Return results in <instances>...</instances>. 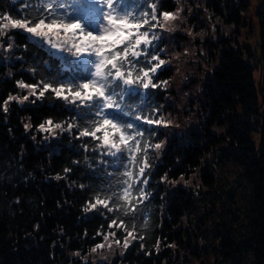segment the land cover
<instances>
[{"label":"trees","instance_id":"trees-1","mask_svg":"<svg viewBox=\"0 0 264 264\" xmlns=\"http://www.w3.org/2000/svg\"><path fill=\"white\" fill-rule=\"evenodd\" d=\"M152 2L156 0H149V5ZM176 2L159 0L157 14L173 12ZM201 3L212 18H221L235 28L244 25L241 14L248 7L247 0H202ZM24 7L23 3L0 0V16L10 14L16 18L17 9ZM257 17L260 36L264 37V8L257 12ZM10 33H13L10 37L13 43L11 58L6 63L0 62V264H91L75 252L84 256L101 242L102 236L97 233L112 230L108 229V223L114 213H106L109 218L106 220L105 216L84 209L97 195L103 197L119 192L124 169L118 164H101V159L112 158L98 154L94 150L96 142L91 138H76L83 125L67 130L68 123H79L76 117L80 109L71 105L66 108L65 102L50 92L34 104L31 103L34 97L23 104L9 102L8 111L4 112V101L10 95L18 97L22 94L17 81L49 82V69L42 62L57 72L62 63L58 57L50 55L47 47L41 49L36 46V41L25 39V35ZM231 40L234 39L222 36L216 44H205L217 52L215 58H211L215 67L210 81L203 85L202 111L206 117L202 131L191 132L186 143L174 139L162 154H157L154 148L148 151L149 183L137 185L144 187L147 199L138 205L134 216L123 217L129 230L134 224L135 235L144 239L134 240L124 257L119 259L122 264H166V260L174 256L169 248L171 244L180 247L188 244L186 237L194 227L190 209L202 193L215 187L219 176H216L215 168H220L221 162L224 165L220 172L227 175L234 172V166L239 167V178L249 188L244 196L242 192L240 194L246 199L247 210L242 229L237 233L226 230V236L220 237V260L222 263L264 264V111L260 110L264 90H259L254 81L255 66L250 62L252 53L238 43L233 45ZM65 57L69 62L76 59L70 53ZM70 75V72L66 73L64 78ZM171 75V70L164 66L158 70L155 82L166 81ZM165 93L161 85L150 88V107L143 112L137 107L139 98L123 101V104L130 105L125 109L130 111V116L125 119H133L135 115L156 118ZM154 108L159 109L158 113L153 111ZM49 118L54 124L62 123L66 130L53 144L44 146L42 136L34 131ZM25 124L31 127L26 130ZM213 125L222 127L223 135H211ZM256 132H259L257 141L253 139ZM160 134L156 129L148 142L153 145L160 142ZM138 155L142 160V154ZM140 166L142 164H136L132 171H137ZM16 169L26 174L25 181H7L10 172ZM195 173L204 188L199 196H195L198 191L182 186L169 189L172 181ZM165 176L167 179H162ZM220 199L218 194L217 200L212 198L208 203L213 208L214 200ZM202 220L199 216V221ZM227 220L230 223L231 216ZM116 233L119 239L126 234L118 229Z\"/></svg>","mask_w":264,"mask_h":264},{"label":"snow or ice","instance_id":"snow-or-ice-1","mask_svg":"<svg viewBox=\"0 0 264 264\" xmlns=\"http://www.w3.org/2000/svg\"><path fill=\"white\" fill-rule=\"evenodd\" d=\"M13 4L23 3L24 8L17 9L18 16L10 14L0 16V37L9 32L25 35V39L36 41V46L48 48L52 57L62 61L59 71L49 69L48 81L26 83L17 81L26 94L19 98L10 95L4 101V112L8 111L10 101L23 104L34 97L35 103L50 92L58 100L65 102L67 108H79L76 117L79 123H68L67 130L79 128L76 138H91L96 142L95 151L102 157L100 163L108 166L118 164L124 169L120 191L110 195H97L88 201L85 212L95 211L98 215L109 218L106 213H114L108 223V229L123 230V248L127 250L133 240H143V236L135 235L136 226L129 230L123 217L134 216L138 205L147 199L144 187L147 185L150 163L147 159L150 149L159 150L162 144H150L149 138L155 135L160 126L167 127V121L162 118H151L149 115L130 116L129 104L125 100L139 98L140 111L150 107L148 90L156 89L161 84L156 80L158 70H162L165 61L160 58L156 42L160 39L157 28L171 30L169 25L178 18L179 12H160L156 2L149 5V0H11ZM35 13V15H33ZM71 30V31H70ZM63 37L64 44L56 42ZM5 51L13 50L9 41L4 46ZM56 49L57 51H52ZM68 52L75 60L69 62L61 55ZM83 69V72H81ZM71 73L67 78L66 73ZM133 73H136L134 76ZM79 81H85L80 83ZM159 111L158 108L153 109ZM47 125V126H46ZM147 125L148 127H145ZM25 129L31 127L24 125ZM65 131L62 123H55L51 118L38 125V131L55 135V130ZM99 134V135H98ZM147 134V136H146ZM143 141V144H142ZM87 144H85V148ZM142 154L143 159H140ZM142 164L137 171L132 168ZM65 171H70L66 169ZM60 179L59 176L56 177ZM167 179V177H162ZM183 179V177H181ZM104 210L103 212L101 211ZM116 231L98 232L104 242L92 248V252L107 247L112 243L120 245V240L114 239ZM110 237L113 238L110 241ZM159 241H157V246ZM143 248V244L140 245ZM80 255L79 252L76 253Z\"/></svg>","mask_w":264,"mask_h":264},{"label":"rangeland","instance_id":"rangeland-1","mask_svg":"<svg viewBox=\"0 0 264 264\" xmlns=\"http://www.w3.org/2000/svg\"><path fill=\"white\" fill-rule=\"evenodd\" d=\"M201 2L202 0H177L176 8L172 13L179 12V15L176 20L170 23L171 30H161L159 28L156 30L157 35L160 37L156 42L159 45L158 52L160 58L165 61L162 67L167 66L172 72L171 77L166 80L167 83L161 84L166 93L161 111L156 118H162L169 123L167 127L160 126L157 128L161 133V140L158 143L162 144L161 149H155L157 154L163 152L168 144L173 143L174 139L179 143H186L191 132L199 133L202 131L201 126L204 123V117H206L205 112L202 111L203 85L205 82L210 81L211 72L215 67L211 58H215L217 52V49L205 45L207 42L216 44L217 40L224 36L236 40V43L231 40L233 45L238 43L240 47H247L252 53L250 62L255 66V84L259 90H264V37L260 36L257 17V12L264 8V0H247L248 7L241 14L244 25L236 28L233 25L225 24L221 18L209 16V13L204 9V4ZM12 35L13 33L9 32L7 36L0 39V62L6 63L11 58L10 51H5L3 43H7ZM56 42L63 46L64 38H57ZM53 51L57 50L54 49ZM68 54V52L61 53L63 56ZM26 91L21 90L22 94H19L18 97L22 98ZM263 105L264 100L261 98V111H264ZM34 132L42 136L44 146L53 144L61 133L59 129L55 130L56 134L54 136L40 132L38 129ZM223 133L222 127L214 125L211 127V135L221 136ZM258 138L259 132L254 133L253 139L257 141ZM226 162L227 160H225ZM222 163L221 167L224 165ZM221 167L215 168L216 176L219 175L220 177L217 176V182H215L213 190L206 191L201 195L199 192L204 191V188L199 182L197 173L191 174L188 178H179L168 185L170 190L178 186L185 187L188 190L193 189L198 191L195 196L200 195V197L190 209L192 215L190 218L194 227L191 229L192 233L186 237L188 244H184V247L171 244L169 248L174 252V256L170 260H166V264L239 263L233 261L221 262L218 254V250H220L219 242L222 235L226 236V230L229 233H237L242 229L247 210H245L246 202L244 201L246 199L245 197L242 198V195L240 197V194L241 192L242 194L247 193L249 187L241 180L242 178H239V167L234 166L236 169L229 175L220 172ZM25 177L26 174L16 169L10 172L7 181L23 182L26 179ZM218 194L221 195V199L215 201ZM239 197L242 198L241 202ZM212 198L215 199L213 208L208 203ZM199 216L203 218L202 221H199ZM230 216L229 223L227 218ZM195 222L202 223L194 225ZM111 231L117 232V229L113 228ZM125 235L122 239L114 238L120 240L119 246L112 243V247L109 248L107 242H105V248L98 249L96 252L90 251L88 254L79 255L78 257L89 260L91 264H112L114 260H117L116 264H122L119 259L124 257L132 245L127 250L123 248ZM112 239L110 237V241ZM249 255L252 257L250 253ZM250 260L249 257V262Z\"/></svg>","mask_w":264,"mask_h":264}]
</instances>
